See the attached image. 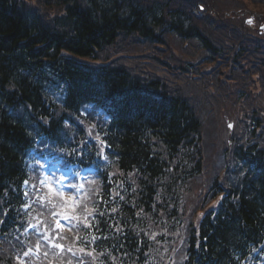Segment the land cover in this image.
I'll list each match as a JSON object with an SVG mask.
<instances>
[{
  "label": "trees",
  "instance_id": "16d2710c",
  "mask_svg": "<svg viewBox=\"0 0 264 264\" xmlns=\"http://www.w3.org/2000/svg\"><path fill=\"white\" fill-rule=\"evenodd\" d=\"M194 4L0 0V264H21L4 243L15 242L26 186L37 182L30 178L31 151L40 148L38 142L64 143L66 136L84 134L77 121L90 105L111 116L103 128L115 163L98 181L105 200L100 204L109 205L98 204L100 187L91 183L85 211L76 219L80 226L65 233L66 243L96 242L101 256L94 264H241L255 248L264 253L263 137L226 139L215 150L221 173L200 187L203 142L224 126H214L209 135L203 121L225 104L211 103L210 113L203 107V117L188 92L173 94L168 84L173 70L183 80L189 64L203 66L201 72L231 66L246 73L243 93L253 95L259 87L264 94V73L257 75L245 62L236 19L211 10L199 18ZM221 23L222 31L215 29ZM125 41L165 58L149 53L144 75L108 57ZM258 60L253 65L264 67V59ZM111 92L118 97H108ZM246 109L250 121L243 128L253 136L264 133L262 107L253 103Z\"/></svg>",
  "mask_w": 264,
  "mask_h": 264
},
{
  "label": "rangeland",
  "instance_id": "374dc122",
  "mask_svg": "<svg viewBox=\"0 0 264 264\" xmlns=\"http://www.w3.org/2000/svg\"><path fill=\"white\" fill-rule=\"evenodd\" d=\"M36 1V0H34ZM172 1V0H171ZM208 3V0H206ZM205 1V3H206ZM240 2V5L235 6L234 9H232L231 12L232 14H234L235 10H240L244 8V4L241 0H238ZM219 2V3H218ZM204 3V4H205ZM217 6L219 5L220 7H222V9L228 8L230 7V5L225 2L224 0H217V2L214 4ZM251 6L252 9H256L254 4H249ZM197 14H202L203 10H201V8L199 7L197 9ZM222 18H224V15L222 14ZM241 21V20H240ZM149 53H155L158 54L160 57L165 58V55L159 51H156L154 49H147L145 48H141L140 46L134 44L133 42H123L121 44L118 45V47H116L113 50L109 51V56L113 57V58H120L119 60L121 62H125L129 67H131L133 70L139 71V72H143L144 75H146L147 71H148V54ZM208 67H211V69L214 67V65L209 64ZM204 69L203 66H195V68L193 70H197V71H202ZM154 70V69H153ZM184 73L186 74H191L192 73V68H188L187 70H182ZM173 73L176 72V70L172 71ZM154 73H158V71L154 70ZM158 75V74H156ZM220 73H217V76H219ZM175 87L180 88L181 90L183 89V80H175L174 82ZM183 93V90H182ZM224 106V105H223ZM196 110H200V113L203 117H206L207 115L204 114V109H199L196 108ZM206 110L209 111V113L211 112V110H209V107L206 106ZM209 130V129H208ZM228 135V130L226 128V126L224 125L222 127V129L214 136V137H210L209 142H203L204 144V150L205 152V159H203V166H204V172L206 175V172L208 173V176L205 178V176L202 174V176L200 177V187L202 188H206L208 186V183L212 180L213 176H216L217 174L221 173V168L223 166V162L222 159H220L217 154L219 153V151H215V150H219L220 147H222V145H226V136ZM229 137V136H227ZM66 139L68 140V136H66ZM227 140L230 141V138H228ZM263 142H264V138H263ZM201 160V158H200ZM229 161H233V160H229ZM233 164H232V168H233ZM50 167H45L46 173L48 174V176L45 175L44 178V184L46 187H48L50 189L49 186L54 187L56 190H59L60 192H62V194L64 196H68V197H74L75 198V193H76V187H72L73 184V177L74 175H71L69 177L64 176L67 175L69 173V171L67 169H65L64 171H60L61 174H57L56 171L50 170ZM54 169V168H53ZM53 171V172H52ZM234 180L236 181V179L234 178ZM51 191V190H50ZM53 193H55L56 191H51ZM61 224L63 225V227H65L66 229L69 228L70 226V221L68 217H64L63 221L61 222Z\"/></svg>",
  "mask_w": 264,
  "mask_h": 264
},
{
  "label": "bare ground",
  "instance_id": "6f19581e",
  "mask_svg": "<svg viewBox=\"0 0 264 264\" xmlns=\"http://www.w3.org/2000/svg\"><path fill=\"white\" fill-rule=\"evenodd\" d=\"M223 27L224 24L221 23L216 25L215 29L221 30ZM252 52L253 50L249 49V53ZM62 71L63 67L61 66L58 68L56 75L58 76L62 73ZM213 71L217 72H201L192 70L191 74H187L184 77V86L182 89L183 92H188L191 102L198 108L209 106L213 102L225 104L222 110L219 109L215 111L209 118L204 119L203 130L205 134L209 135L211 134V130L214 126L221 127L225 121L235 118L238 113L235 103L242 98H245L241 88L242 82L244 83L246 73L244 74L240 69L231 66H224L220 69L219 66H217L215 69H213ZM218 72L220 73L219 77L212 78L210 75H208L209 73H214L216 75ZM171 80L172 79L168 78L169 87L171 90L175 91L174 84ZM91 82L94 84V80L91 79ZM107 88L108 86H105L102 89L100 88V90ZM32 95L36 97L34 93ZM118 95L119 93L111 92L107 96L117 98ZM42 97L43 95L39 93L38 98L42 99ZM27 117L28 119H32L30 116ZM112 152L113 154L115 153L113 149Z\"/></svg>",
  "mask_w": 264,
  "mask_h": 264
},
{
  "label": "snow or ice",
  "instance_id": "6c2138e0",
  "mask_svg": "<svg viewBox=\"0 0 264 264\" xmlns=\"http://www.w3.org/2000/svg\"><path fill=\"white\" fill-rule=\"evenodd\" d=\"M50 187V190L51 191H56L57 192V194H60V195H62V192H60L59 190H56L54 187H52V186H49ZM61 225H60V223H59V221H57V227H60ZM56 247H61L60 245H56ZM26 255H27V253H26Z\"/></svg>",
  "mask_w": 264,
  "mask_h": 264
}]
</instances>
